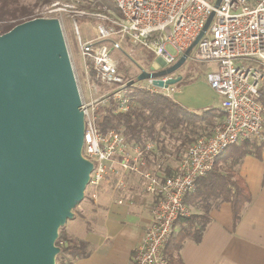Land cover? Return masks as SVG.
Masks as SVG:
<instances>
[{"label": "built area", "instance_id": "obj_1", "mask_svg": "<svg viewBox=\"0 0 264 264\" xmlns=\"http://www.w3.org/2000/svg\"><path fill=\"white\" fill-rule=\"evenodd\" d=\"M109 1L119 13L101 2L105 11H78L97 19L95 37L80 38L79 43L86 74L92 72L91 89L96 94L101 86L112 87L86 102L78 86L85 121L82 154L93 163L86 190L97 201L99 188L109 176L117 177V188L129 187L136 175L143 177L146 192L156 196V202L150 223L135 248L134 264H169L165 248L177 221L193 213L185 198L196 189L197 180L213 170L230 146L246 140L260 144L264 140V0H221L218 5L217 0ZM59 11L77 16V7L70 3L46 7L44 17L58 18L63 31L62 17L54 16ZM212 13L208 29L189 58L216 65L207 73V81L221 95L222 116L208 134L188 145L176 172L167 174L166 159L157 142L131 145L120 129L102 128L108 112H126L133 103L128 89L130 79L120 73L115 51L129 41L155 56L145 70L157 71L153 65L156 60L169 67L197 38ZM73 25L77 36L80 30L75 18ZM69 56L71 59L70 51ZM134 86L174 100L175 84L159 86L148 78L136 80Z\"/></svg>", "mask_w": 264, "mask_h": 264}, {"label": "water", "instance_id": "obj_2", "mask_svg": "<svg viewBox=\"0 0 264 264\" xmlns=\"http://www.w3.org/2000/svg\"><path fill=\"white\" fill-rule=\"evenodd\" d=\"M212 17L173 65L142 69L128 85L181 81L173 74ZM81 104L58 18L35 17L0 34V264H56L59 229L83 200L93 170L82 154Z\"/></svg>", "mask_w": 264, "mask_h": 264}, {"label": "crops", "instance_id": "obj_3", "mask_svg": "<svg viewBox=\"0 0 264 264\" xmlns=\"http://www.w3.org/2000/svg\"><path fill=\"white\" fill-rule=\"evenodd\" d=\"M181 72L173 74L181 75L184 83L182 88L176 86L173 101L190 112L212 110L208 116H214V126L222 116L221 95L209 85L208 72L204 79H195L192 74L187 78ZM262 94L264 103V88ZM233 149L232 145L225 153ZM170 162L166 159L164 165L167 174L175 173L180 163ZM216 164L224 172L238 173L251 200L236 222L231 203L213 200L210 221L200 240L186 238L175 256L183 264H264V147L245 155L236 165L223 157ZM116 181V176L108 177L99 188L98 200L90 197L81 213L66 225L68 238L85 242L90 251L73 264H134L135 248L150 223L156 196L146 192V181L141 176L136 175L126 188H117ZM186 203L193 213H202L199 204ZM180 228L181 223L177 222L174 234Z\"/></svg>", "mask_w": 264, "mask_h": 264}, {"label": "trees", "instance_id": "obj_4", "mask_svg": "<svg viewBox=\"0 0 264 264\" xmlns=\"http://www.w3.org/2000/svg\"><path fill=\"white\" fill-rule=\"evenodd\" d=\"M108 6L119 13L118 8L111 1H105ZM27 12L22 8L15 11L5 10L0 16L1 33H5L19 23L30 20L35 16L32 14L27 18H20ZM30 14V13H29ZM155 58L150 54V62ZM188 78V77H187ZM184 81V80H183ZM129 96L132 103L126 112H108L102 123L103 130L110 128L120 129L127 142L131 145L145 144L148 140H159V132L156 127L162 123L161 129L171 134L181 130L185 135L183 140L187 143L193 142L199 136L209 131L213 125L214 116L209 118L212 110L202 113L190 112L173 100L162 94H151L146 89H130ZM231 152L223 153L218 159H229L233 165L241 162L242 158L253 150L264 147V140L258 144L255 141L246 140L233 145ZM218 161V160H217ZM220 199L231 203L235 222L241 217L243 208L251 200L248 188L244 185L238 173L234 170L224 172L217 164L211 172L199 178L196 182V189L187 194L185 202L196 203L202 208L201 214L192 213L188 217H182L177 222L181 223L180 230L173 234L169 240L165 253L169 259V264H183L175 256L186 238L200 240L203 231L210 221L209 212L212 208V201ZM56 245L60 247L57 257V264H73V262L89 255L85 242L72 241L64 231V226L60 228Z\"/></svg>", "mask_w": 264, "mask_h": 264}, {"label": "rangeland", "instance_id": "obj_5", "mask_svg": "<svg viewBox=\"0 0 264 264\" xmlns=\"http://www.w3.org/2000/svg\"><path fill=\"white\" fill-rule=\"evenodd\" d=\"M105 1L109 0H100L97 3H94V0H0V16L5 10L15 11L17 7L20 9H24L27 13L24 15L25 17L20 16V18H27L30 15H34L35 17H44V11L47 6H51L54 3H70L74 4L77 7V16L68 11H59L55 13L54 16L62 17L64 21V34L67 39L68 48L71 54V60L73 64V71L77 77V83L79 89L85 99L86 102H90L95 98L100 97V95L104 94L112 87H104L101 86V89L98 93H94L91 89V84L93 79L90 74H86V68L84 64V58L80 50V38L82 40H88L95 37L94 27L97 24V19L93 18L92 15L82 14V12H78L81 10H88L90 12L93 11H105L101 4L108 5ZM30 13V14H29ZM34 17V18H35ZM74 18L77 20V24L80 30V33H76L74 31ZM2 30L0 28V34ZM170 48V47H169ZM171 49V48H170ZM195 51V49H194ZM193 51V52H194ZM115 54L119 61V69L120 73L125 76L127 80L136 79L137 75L140 73L141 69H149L151 67V62L149 60L150 54L146 50H141L138 46H133L129 41L123 43V47L121 50L115 51ZM155 67H160L161 63L159 61H155L153 64ZM214 69V63H201L194 61L193 59H188L183 67L178 70L187 77L193 76L195 79H204V75L209 71ZM188 80V79H187ZM186 80V81H187ZM180 86L182 88L184 83L179 81L175 84V86ZM113 86H118V84H114ZM134 89L135 86L131 85L128 89ZM202 113V112H200ZM162 123H158L156 125L159 132V140H152L157 142L159 149H161L163 156L167 161L179 162L183 158L186 153L187 147L190 143H187L183 140L186 131L182 133L181 130L171 134L172 129L168 127V131L161 129ZM213 126V125H212ZM212 128V127H211ZM211 131V129H209ZM209 131V132H210ZM209 132L205 133L208 134ZM203 134V135H205ZM202 136V135H201ZM200 137V136H199ZM171 163V162H170ZM110 177V176H109ZM90 191L87 189L85 191V196L83 200L78 203L73 209V217L69 218L64 225L65 227L73 218H76L79 213H81V209L85 206L87 202L90 200ZM59 229V233H60ZM56 256V264H57Z\"/></svg>", "mask_w": 264, "mask_h": 264}, {"label": "flooded vegetation", "instance_id": "obj_6", "mask_svg": "<svg viewBox=\"0 0 264 264\" xmlns=\"http://www.w3.org/2000/svg\"><path fill=\"white\" fill-rule=\"evenodd\" d=\"M157 70H159L160 68L159 67H155Z\"/></svg>", "mask_w": 264, "mask_h": 264}]
</instances>
